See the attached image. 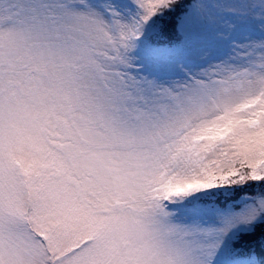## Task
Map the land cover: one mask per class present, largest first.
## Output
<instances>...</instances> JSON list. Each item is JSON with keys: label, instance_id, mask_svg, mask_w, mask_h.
<instances>
[{"label": "snow or ice", "instance_id": "snow-or-ice-1", "mask_svg": "<svg viewBox=\"0 0 264 264\" xmlns=\"http://www.w3.org/2000/svg\"><path fill=\"white\" fill-rule=\"evenodd\" d=\"M0 264H264V0H0Z\"/></svg>", "mask_w": 264, "mask_h": 264}]
</instances>
